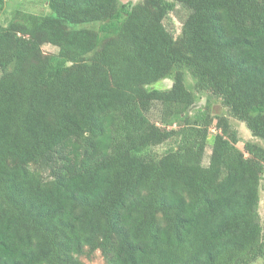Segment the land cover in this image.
<instances>
[{
    "label": "trees",
    "instance_id": "1",
    "mask_svg": "<svg viewBox=\"0 0 264 264\" xmlns=\"http://www.w3.org/2000/svg\"><path fill=\"white\" fill-rule=\"evenodd\" d=\"M47 1L0 23V264H264V0Z\"/></svg>",
    "mask_w": 264,
    "mask_h": 264
},
{
    "label": "rangeland",
    "instance_id": "2",
    "mask_svg": "<svg viewBox=\"0 0 264 264\" xmlns=\"http://www.w3.org/2000/svg\"><path fill=\"white\" fill-rule=\"evenodd\" d=\"M141 0H120L122 3H128L130 6L139 2ZM16 10H24L29 12H35L39 14H51L52 11L48 6L47 0H7L5 8L0 15V23L3 25H7L12 19ZM190 10L182 3L177 2L174 9L169 13L168 17L165 19V23L169 29H171L176 36H178L181 32L183 21L188 16ZM87 25V24H86ZM87 26L90 27H98V24H89ZM46 53H56L58 51V47L53 44H45L43 47ZM187 84L191 89H195V80L191 76V74L187 75ZM172 85V80L167 79L162 81L158 86L161 88L170 87ZM198 94V101L196 105L192 108L191 112H194L200 107L210 106L211 112L214 115H227L229 116L231 125L233 128L237 129L241 138V141L238 143V146L244 150V143L246 141H254L262 143V139L253 136L249 128L246 124L239 119L232 116L227 108V106L223 103V101L215 97L205 90H196ZM212 132H216V129H212ZM170 145V143H164L159 146H155L153 149L157 150L159 153H162L166 150V148ZM211 153V147L207 148V155L205 158V162L209 161V154ZM246 155H249L246 153ZM262 220L264 221V180L262 181V190H261V203L259 208ZM81 258L87 264H105L106 258L101 252V250H97L95 252H91L90 254H83ZM262 260H258L256 264H261Z\"/></svg>",
    "mask_w": 264,
    "mask_h": 264
}]
</instances>
